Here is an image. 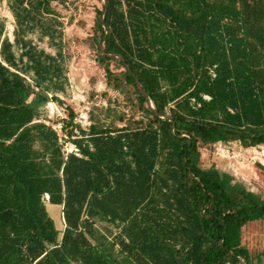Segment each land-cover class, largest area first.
<instances>
[{
  "label": "trees",
  "instance_id": "16d2710c",
  "mask_svg": "<svg viewBox=\"0 0 264 264\" xmlns=\"http://www.w3.org/2000/svg\"><path fill=\"white\" fill-rule=\"evenodd\" d=\"M51 1L7 0L14 42L0 17V264H249L235 234L264 202L221 181L201 147L264 145V0H107L104 23L103 2L97 62L108 86L134 85L147 120L72 119L67 138L40 118L69 82L62 51L28 38L63 37Z\"/></svg>",
  "mask_w": 264,
  "mask_h": 264
},
{
  "label": "rangeland",
  "instance_id": "374dc122",
  "mask_svg": "<svg viewBox=\"0 0 264 264\" xmlns=\"http://www.w3.org/2000/svg\"><path fill=\"white\" fill-rule=\"evenodd\" d=\"M51 2L56 15H47L46 18L58 21L57 27L63 32V37H58L57 45L52 46L37 28L29 32L28 38L53 55L61 49L69 82L64 93L56 94L61 103L51 98L50 102L40 107L41 120L53 126L61 138H67L62 130L64 122L72 119L74 124L86 130L91 124L113 128L133 123V120L146 121L134 85L123 79L118 89L108 86L106 72L97 62L99 53L93 39L94 25L96 10H102L104 0ZM0 17L6 21L5 35L14 42L16 24L7 0H0ZM58 42L62 44L59 46ZM15 51L17 56L22 52L17 46ZM111 68L119 72L123 70L117 63H112ZM121 116L124 119H120ZM74 132L80 134L78 129H74ZM64 150L70 153L77 151V148L72 143L65 142ZM201 152L204 166L226 185L238 192H251L264 202V145L245 148L239 142H220L201 147ZM96 226L109 237L110 232L117 231V228L106 222L98 221ZM235 236L241 246L248 250L249 264H264V216L243 225L240 233ZM240 264H245L243 259Z\"/></svg>",
  "mask_w": 264,
  "mask_h": 264
},
{
  "label": "water",
  "instance_id": "95a60500",
  "mask_svg": "<svg viewBox=\"0 0 264 264\" xmlns=\"http://www.w3.org/2000/svg\"><path fill=\"white\" fill-rule=\"evenodd\" d=\"M104 2H105V5H106V6H105V10H104V12H103V15H102V17H101L103 23L105 22V13H106L107 10H108V1H107V0H104ZM104 28H105V30H106V35H108V28H107V26L104 25ZM104 43H105V41L101 42V44H100V49H101V51H102L103 54H105V55H107V56H109V57H111V58H116V59L122 60L123 62L125 61L124 58H123L121 55H119V54L106 53V52H105V48H104ZM127 68H129V67H127ZM135 78H136V77H135ZM136 84H137L139 90H140V91L146 96V99H147V106H148L153 112H156L155 106H154L152 100L150 99V96L146 93V91H145L144 88L142 87L141 82L139 81L138 78H136ZM160 116H161L162 118H170V120H172V117H171L169 114L160 115ZM243 260H244V259H243ZM244 263H245V261H244Z\"/></svg>",
  "mask_w": 264,
  "mask_h": 264
},
{
  "label": "built area",
  "instance_id": "2783aa9c",
  "mask_svg": "<svg viewBox=\"0 0 264 264\" xmlns=\"http://www.w3.org/2000/svg\"><path fill=\"white\" fill-rule=\"evenodd\" d=\"M46 198L48 199V196Z\"/></svg>",
  "mask_w": 264,
  "mask_h": 264
}]
</instances>
